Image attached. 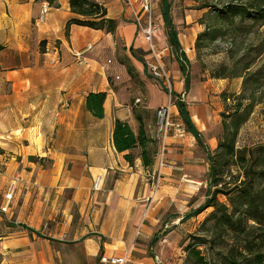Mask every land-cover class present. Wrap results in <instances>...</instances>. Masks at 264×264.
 Returning <instances> with one entry per match:
<instances>
[{
	"label": "crops",
	"instance_id": "obj_1",
	"mask_svg": "<svg viewBox=\"0 0 264 264\" xmlns=\"http://www.w3.org/2000/svg\"><path fill=\"white\" fill-rule=\"evenodd\" d=\"M95 1L118 22L113 35L76 25L67 32L69 0H0V207L8 185H17L8 213H0V264H100L101 255L126 253L128 264H153L155 256L163 262L142 247L175 245L202 216L193 211L160 224L157 208L163 199L165 208L168 199L192 197L208 181L207 156L190 132L168 139L157 191L147 176L156 162L145 169L135 150L130 165L114 148L116 120L137 134L141 118L155 139V111L169 99L146 71L147 45L124 0ZM168 3L180 46L168 57L174 91L206 106L201 85L189 81L185 89L178 59L183 53L186 69L193 64L204 29L197 20L206 11L190 9L191 0ZM97 93L105 94L102 119L86 108L87 96ZM187 111L202 145L214 151L218 132L205 123L206 110ZM97 176L103 185L94 191ZM160 229L166 235L157 242Z\"/></svg>",
	"mask_w": 264,
	"mask_h": 264
},
{
	"label": "trees",
	"instance_id": "obj_2",
	"mask_svg": "<svg viewBox=\"0 0 264 264\" xmlns=\"http://www.w3.org/2000/svg\"><path fill=\"white\" fill-rule=\"evenodd\" d=\"M47 1L52 3L54 0ZM192 1L193 9L206 11L198 21L204 31L197 36V49L207 47L223 36L222 27L238 28L245 23L264 27V0ZM69 6L74 17L67 22V32L72 25L112 35L116 32L118 22L108 19L106 8L97 1L69 0ZM161 13L167 41L171 49L178 51L180 46L172 25L168 0H161ZM178 59L185 78V89L188 90L190 78L184 65L186 57L180 53ZM172 97L176 99L175 106L187 131L206 153L210 166L205 203L193 215L212 209L206 220V223H210L208 231L214 234L215 240L224 239L222 243L228 247L227 253L222 256V264H264V146L236 149L238 129L243 124L241 120L231 126V137L228 139L223 135L217 148L211 151L202 145L200 133L192 125L186 105L176 93H172ZM104 101V93L89 94L86 108L95 118L102 119ZM241 106L235 105L232 114H238ZM137 121L139 127L137 134H134L127 123L116 120L112 131L113 145L118 153H124V159L130 165L136 159L133 151L138 150L143 167L149 170L155 162L157 141L147 135L141 118H137ZM222 125L226 131L228 125L224 120ZM219 197H223L225 202H220ZM187 250L195 264H208L198 249L188 246Z\"/></svg>",
	"mask_w": 264,
	"mask_h": 264
},
{
	"label": "rangeland",
	"instance_id": "obj_3",
	"mask_svg": "<svg viewBox=\"0 0 264 264\" xmlns=\"http://www.w3.org/2000/svg\"><path fill=\"white\" fill-rule=\"evenodd\" d=\"M170 1L183 5L184 0ZM192 4L190 9L194 8V2ZM160 10L159 0L157 14H160ZM164 28L162 34L167 38ZM228 28L222 27L224 35L216 42L207 47L195 48L196 56L193 64L187 66L190 82L201 85L204 96H207L206 106H202L201 102H197L196 105L188 100L184 89L181 94L183 95L182 101L191 112L199 107L206 110L205 123L210 129H216L218 132L217 146L223 135H226L228 139L231 137V126L241 120L243 124L238 129L236 149L264 146V27L258 28L245 23L243 27ZM168 59L165 63L170 71L171 61ZM152 82L166 93V98L170 99L169 94L158 81L153 80ZM171 99L176 102L175 98L171 97ZM235 105H242L238 114H232ZM173 111L175 110H172V113H175ZM222 115L226 117L223 118ZM223 120L228 125L226 131L223 130ZM206 188L207 183H204L199 192L190 198L186 196L180 199H168L165 208H162L165 202L163 199L157 206L158 209L161 208L160 224L166 221L172 222L177 216L202 207L205 203ZM182 193L186 192L182 191ZM219 200L222 203L225 202L223 197H219ZM211 212L212 209L202 212L200 220L191 226L192 230L187 234L184 233L175 245L170 246L169 243H165L157 248L155 244L142 247L146 252L145 256L154 255L156 252L160 253L161 257L163 256V262L161 260L163 264H195L188 256L187 250L188 246H193L200 251L208 264H222V256L227 253L228 247L222 243L224 239L215 240L214 234L208 231L210 223H206V220ZM162 229H160L157 242L166 235Z\"/></svg>",
	"mask_w": 264,
	"mask_h": 264
},
{
	"label": "built area",
	"instance_id": "obj_4",
	"mask_svg": "<svg viewBox=\"0 0 264 264\" xmlns=\"http://www.w3.org/2000/svg\"><path fill=\"white\" fill-rule=\"evenodd\" d=\"M159 0H124L125 6L129 10V18L135 24L138 35H140L147 45V50L150 55L146 62V71L149 76L158 81L163 89L169 94L170 99L166 106L156 109V136L157 152L155 155V162L157 164V171L153 174H147L152 182L155 191L160 187V171L167 166L165 154L168 148V139L183 140L187 135V129L183 122L177 121L173 117L172 108L175 102L172 101V93L174 91L173 79L170 71L167 68L165 60L169 57L171 46L167 38L162 34L163 26L159 19H157V4ZM49 7L44 5L41 11L39 22L44 20V16L48 12ZM180 95V101H182ZM176 101V99H175ZM183 102V101H182ZM68 107V103H64ZM103 185V178L97 176L93 183V190H101ZM16 181H12L7 188L3 197V204L0 207V213L7 214L9 206L13 200L16 191ZM128 253L123 256H105L101 255L99 258L100 264H128ZM153 264H163L161 260L155 256Z\"/></svg>",
	"mask_w": 264,
	"mask_h": 264
}]
</instances>
